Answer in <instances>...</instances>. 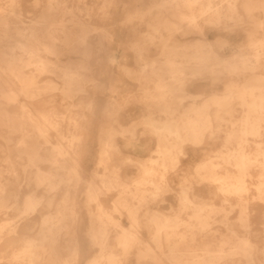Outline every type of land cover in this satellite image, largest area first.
<instances>
[{
    "label": "bare ground",
    "instance_id": "1",
    "mask_svg": "<svg viewBox=\"0 0 264 264\" xmlns=\"http://www.w3.org/2000/svg\"><path fill=\"white\" fill-rule=\"evenodd\" d=\"M64 1L46 0V6L41 11L42 14L40 12V16L37 15L38 18L34 19L35 21H31L28 26L24 23L20 0H7L4 1L8 3L6 6L0 5V95L5 98L3 101L10 103L13 100H17L16 96L19 94L36 97L54 89H61L64 93H69L72 84L78 85L82 83V75L79 71L60 64L62 61L61 55L78 45L87 44V31L92 22L82 18V16L74 19L72 24H64L61 28H54L55 31L63 32V43L58 44L55 40L57 37L55 35L56 32H52L50 25L53 23L52 14L67 11V8L62 6ZM215 1L161 0L160 2L172 16L174 32L187 35L188 39L182 41L169 35L161 34L159 36L162 54L165 56L163 61L166 64V69H164L163 73H158L154 90L147 86L145 87L147 98L153 100L160 112L166 115V118L162 120L150 117L144 121V124L149 126L150 130L158 136L159 146L164 147L163 150L158 149L159 153H162L159 156V161L154 160L151 165L141 161L142 175L135 179L132 186L121 180L122 169L120 170L118 166H112V179L101 178V182H104L108 189L113 186H122L123 190H131L133 195H135L132 200H136L131 201L126 197L116 202L114 207L116 211L121 210L119 206L126 209L127 216L131 220L130 227L127 228L123 227L119 218L110 214L99 203L98 211L92 220L93 232L98 241L97 245L100 247V256L104 257L108 264H121V259L117 257V254L108 244L111 229L115 226L122 229L116 238H118V243L124 253L132 254L137 250L138 264H145L146 262L163 264L161 258L155 256L154 249L150 245L140 247V244L144 243V241L140 237L141 234H139L142 218L138 210L147 202L149 195L155 194L156 191L154 190L157 188L155 175L158 172H161L159 175L162 178L161 181L168 182L166 172L169 164L175 165L180 161L181 155L185 154L184 145L186 143L199 145L205 141L207 135L214 138L216 128L218 130L226 122L233 126V130L226 134L224 139L227 150L215 155L220 157V160H215V156H210V159L200 163L196 168V173L200 175V181L208 180L214 182L225 195L233 193L247 194L251 190L248 179L251 175V167L258 166L262 171L254 184L259 192L257 198L262 202L264 201V146L260 140L257 141L264 135L262 129L264 127V72H259L264 69V39L256 40L251 34L248 44L236 43V38L233 39L225 32L232 25L241 24L239 23V20H241L239 0ZM206 2L208 3L206 4ZM36 3L38 4L39 1H36ZM199 4L201 6L197 7ZM247 8L251 9L250 7ZM258 8L264 11V0H259L254 10ZM249 9L247 10L249 11ZM80 12H82V9ZM148 25L152 26L154 30L159 28L150 22ZM256 26L264 28V21L259 20L256 22ZM100 28L102 32H108L105 26ZM244 30L248 32L249 29L246 27ZM194 34L197 37L192 36ZM156 37L150 34L148 39L154 43ZM219 43L232 47H243L244 45L249 47L250 51L247 53L236 51L232 54L224 55L215 48V44ZM59 45L64 47V51L57 49ZM17 49H20L21 53H18ZM45 53L55 54L56 59L47 58L48 55L46 56ZM139 55L141 60H145L146 57L142 52ZM158 60L160 59L153 58L152 66H155L154 64ZM3 61L6 62L5 66ZM30 65L34 66V70L29 73L26 71L28 69L26 67ZM145 69H147L146 66H144L143 70ZM60 71H63V73ZM153 71H156V67ZM46 72L58 74L60 78L62 77L65 80L64 83L68 85L60 87L54 82L40 84L39 77ZM245 73H249V75L244 80L225 81L224 90L218 89L219 83L223 81V75L227 74L234 77L242 76ZM12 76H16L18 79L13 80ZM203 80L210 83L211 90L209 93L204 91L192 92L190 90L193 83ZM185 96L194 97V102L181 112L180 106ZM197 96H204V101L198 103L197 99H195ZM3 101L0 100V104H3ZM20 105L22 110L21 117L25 120L20 126L22 129H26L25 138L21 140L20 144L23 147L20 155L25 154L27 162L37 166V171L33 178L35 189L26 192L23 196L20 217H26L24 224L20 225L19 221L21 218L16 221L6 219L0 222V264H4L2 260L5 258L11 264H42L41 259L45 256V252L51 253L49 264H69L67 259L65 262H61L60 258L57 259L56 255L60 251L57 248L55 250L52 244L57 242L61 231L73 233L71 229L74 230L75 222L79 216L73 204H67L65 206L66 210L62 209L63 207L58 204V210L55 214L41 215V229L38 230V237L34 238V240L28 239L25 235L27 229H30L33 225L32 216L30 215L37 212L42 205L52 204L49 199L46 200V196L51 192H56L63 182L68 189H71L72 180H75L77 184L81 179H84L79 160L80 153L77 149V141H79L81 135L72 133L68 138L67 144L63 142L54 143L51 139L52 130L59 132L58 134L61 138L65 137L60 131L62 122L53 115L41 110L35 111V113L27 102H22ZM236 105L241 108V111L239 112V118L234 119ZM212 107L216 108V110H213ZM9 109V106L7 108L0 106V111L9 117V119L3 120L2 124L10 128V131H13L18 126L13 123ZM75 125L78 126V123L76 122ZM235 127L238 128L236 129ZM135 130V127H132L121 131V133L123 135L129 133L132 138H135ZM113 139L112 135V137L109 136V138L101 141L102 148L99 164H107L111 158L109 149L110 147H116ZM252 139L258 142L255 153L250 152L247 147V142ZM233 141L237 142V146L228 147L229 143ZM49 143L52 144V151L50 155L46 156L42 151V145ZM253 154H255L256 159L253 158ZM261 157L263 160H261ZM46 160L51 161L55 169L45 172L38 167V162ZM157 162L159 167L156 165ZM229 166H235L236 170H231ZM61 171L66 176L63 177ZM94 172L99 173L97 170ZM105 174L106 172L103 176ZM4 179L0 178V212L6 214L11 210L9 208L18 203L22 189L20 182L18 186H15V182L19 179L18 176L13 181L11 177ZM163 184L161 186H167V184ZM190 187L191 185L187 182L182 183L181 207H186L190 203L195 204L196 212L193 217L200 224V227L211 229L208 220L210 215L208 212L203 211H205L206 206L215 205L205 203L199 199L201 198L200 195L191 197L188 192ZM40 189H42L43 193H38ZM98 189L100 187H97L93 181L88 182L87 190L92 200H98L96 191ZM149 190L151 192H148ZM55 194L52 197H56ZM240 200L242 209L240 220L248 232L252 225L250 224V201L245 196H242ZM232 209H226L227 217ZM120 212L122 213V211ZM147 219L148 222H154L159 225L158 231L153 233L154 240L159 244L160 236L163 232L160 229L161 226L163 227L167 224V221L171 222L173 220L168 219L167 216L161 218V214L156 211L149 214ZM162 220H166V223L162 222ZM179 224L174 225L178 227ZM21 226L27 229L22 232ZM248 233L250 234V231ZM249 234L244 238V246L240 250L236 245H231L227 253L242 252L251 261L250 253L254 242ZM237 235L238 232L235 229H231V233L228 234L227 244H233L234 242L230 239L232 236ZM198 243L196 240H192L190 250L194 254L192 258L187 259V264H219L220 260L224 259L222 255H224L225 250H213L210 247V241L203 248L205 253L199 255L196 253L200 248ZM170 248L171 250L173 249V247ZM77 250L76 246L72 251L77 254ZM97 261V259H92L87 264H95Z\"/></svg>",
    "mask_w": 264,
    "mask_h": 264
},
{
    "label": "rangeland",
    "instance_id": "2",
    "mask_svg": "<svg viewBox=\"0 0 264 264\" xmlns=\"http://www.w3.org/2000/svg\"><path fill=\"white\" fill-rule=\"evenodd\" d=\"M4 1L7 0H0L1 6L8 4ZM36 1H39V3L37 4ZM45 1L20 0L25 25L28 26L31 21H35L34 19L40 16L39 13L46 6ZM218 1L216 0L215 2ZM258 1L239 0V15L241 19L239 23L241 24L232 25L225 32L233 39L236 38V43L248 44L251 34L256 40L264 39V28L256 26V22L259 20L264 21V11L261 8L254 10V7L258 5ZM160 2L161 0H65L62 6L66 7L67 11L52 14L53 23L50 25L52 32H56L55 35L57 37L55 40L58 44L63 43V32L55 31L54 28H61L64 24H72L74 19L82 16V18L92 22L87 31V44L78 45L61 55L62 61L60 64L79 71L82 75V83L78 85L72 84L69 93H64L61 89H54L36 97L19 94L16 96L17 100H13L10 103L3 101L5 98L0 95V100L4 102L0 106L6 108L9 106L10 117L13 119V123L18 126L16 130L10 131V128L2 124V121L9 119V117L0 111V178L11 177L13 181L18 176L19 179L15 182V186H18L20 182L22 189L18 203L9 208L11 210L8 213L3 214L0 212V222L6 219L11 221L19 220L21 218L20 209L24 194L35 189L33 178L37 171V166L29 164L25 154L20 155V152L23 151V147L20 144L21 140L25 138L26 131L20 126L25 121L21 117L20 103L27 102L31 105L34 112L41 110L53 115L62 122L60 131L65 137L61 138L58 134L59 132L52 130L51 139L54 143L63 142L67 144L68 138L72 133L81 135V138L77 141V149L80 153L79 160L84 179H81L77 184L75 180H72L71 189H68L63 182L56 192H51L46 196V200L49 199L52 204H44L37 212L30 215L33 223L31 228L27 229L21 226L22 232L27 229L25 236L34 240V238L38 237V230L41 229V215L55 214L58 210V204L64 210L67 209L65 208L67 204H73L77 213L79 211L74 230L71 229L73 233L61 231L57 242L52 244L55 250L56 248L59 249L58 251L60 252L56 256L58 257L57 259H61V262H65L67 259L69 264H87L91 258L95 257L94 259L98 260L95 264H108L106 259L100 256V247L93 243V241L96 243L98 241L93 232L92 217L97 213L99 203H101L106 211L121 220L123 227L130 226L131 220L127 216L126 209L119 206L122 214L119 210L116 211L114 207L116 202L126 197L131 201L136 200H132L135 195H133L131 190L124 189V191L122 186H113L108 189L105 183L101 182V178L112 179V166H118L120 170L122 169L121 180L132 186L135 179L142 175L141 161L150 165L154 160L159 161V156L162 153H159L158 149H164V147L159 146L158 136L150 130L149 126L144 124V121L150 117L162 120L166 118V115L160 112L153 100L147 98L145 87L147 86L154 90L158 73H163L164 69H166V64L163 61L165 56L162 54L159 36L161 34L169 35L182 41L188 39V36L182 35L180 32H174L172 16ZM200 6L201 4L197 5V7ZM81 9L82 12H80ZM129 15L130 17H128ZM149 22L159 28L154 30L152 26L148 25ZM104 26L108 32H102L100 27L104 28ZM246 27L249 29L248 32L244 30ZM150 34L157 36L154 43L148 39ZM192 36L197 37L195 34ZM58 48L64 51V47L59 45L57 46ZM215 48L224 55L232 54L236 51L246 53L250 51L249 47L244 45L243 47H232L219 43L215 44ZM17 51L21 53L20 49H17ZM225 51L226 53H224ZM140 52L146 57L145 60H141ZM45 55H48L47 58L51 60L56 59L55 54L45 53ZM153 58L160 59L154 64L155 66H152ZM3 65L5 66L6 62L3 61ZM144 66L147 69L143 70ZM153 67H156V71H153ZM26 68H28L26 71L29 73L34 70L33 65ZM60 72L63 73V71ZM259 72H264V69ZM248 75L249 73H245L242 76L232 77L225 74L222 77V83L218 85V89L224 90L225 81H242ZM12 78L13 80L18 79L16 76H12ZM39 80L40 84L54 82L60 87L68 85L64 83L65 80L62 77L60 78L58 74H53L52 72L42 73ZM190 90L192 92L204 91L209 93L211 87L208 81L203 80L193 83ZM204 96H197L195 99H197L198 103H202L205 99ZM193 102L194 97L185 96L180 106V111L183 112ZM212 108L216 110V108ZM240 111L241 108L236 105L234 119L239 118ZM76 122L78 126L75 125ZM132 127L136 129L135 138H132L129 133L126 135L121 133V131ZM235 128L237 129L238 127ZM262 129L264 132V127ZM231 130H233V126L226 122L218 130L216 128L214 138L207 135V139L205 138V141L202 142L203 144L193 145L186 143L184 145L185 154L181 155L180 161L175 165L169 164L166 172L168 182L161 181L162 178L159 177L161 172L155 175L157 188L154 191L156 192L152 196L149 195L147 202L138 210L142 218L139 234H141L140 237L144 241V243L140 244V247L150 245L154 249L155 256L163 259L164 264H187V259L192 258L194 254L190 250L192 240L199 242L200 248L196 252L199 255L205 253L203 248L208 245L209 241L213 250H225L224 255H222L224 259H221L222 261L220 260L219 264H264V201L262 202L257 198L259 192L254 184L261 174V168L258 166L251 167V175L248 178L251 190L247 194L233 193L225 195L214 182L208 180L200 181V175L196 173V168L200 163L214 157L221 151L227 150L224 139ZM112 135L117 148L110 147L111 158L107 164H99L102 148L101 141L109 138V136L112 137ZM259 140L264 146V135L257 141ZM257 141L252 139L247 142L250 152L255 153ZM235 146H237L235 141L228 145V147ZM42 151L46 156L50 155L52 144H43ZM253 158L256 159L255 154H253ZM220 159V157L215 158V160ZM37 165L45 172L55 169L49 160L40 161ZM156 165L159 167L158 162ZM229 168L233 171L236 170L235 166H229ZM96 170L99 173L94 172ZM105 172L106 174L103 176ZM61 173L63 177L66 176L62 171ZM89 181H93L97 187H100V189L96 190L97 201L89 197L90 194L87 190ZM183 182L191 185L188 190L191 197L200 195L201 198L199 199L205 203L215 205L206 206L205 211H203L208 212L210 215L208 220L211 229H203L193 217L196 212L195 204L190 203L186 207H181L182 200L180 198L183 194ZM162 184H167V186L163 187L161 186ZM40 192L43 193L42 189L38 191V193ZM148 192L151 191L149 190ZM54 194L56 197H52ZM242 196L247 197L250 201V224H252L249 229L250 234L240 220L242 211L240 199ZM226 209H232L228 217ZM90 210H92L91 213ZM154 211L160 213L161 218L167 216L168 219L173 220H170L171 222L167 221L165 226H161L160 229L163 232L161 233L159 244L153 237V233L158 231L159 225L154 222L150 223L147 219L149 214ZM25 220L26 217L21 218L19 221L20 225L24 224ZM177 220H180V224ZM162 222L166 223V220H162ZM174 224H179V226L175 227ZM228 227L230 228L228 229ZM231 229H235L238 235L231 237L230 240L234 242L233 244H227L228 234L231 233ZM121 230V228L116 226L111 229L110 236L108 237L107 235L108 244L117 254V257L121 259V264H138L137 250L132 254L122 251L118 243L119 240L116 238ZM247 234L251 236V240L254 242L250 253L252 260L249 261L242 252L228 254L227 250L230 249L231 245H236L239 250L244 246L243 240L248 236ZM76 246L78 249L77 254L72 251ZM170 247H173V249L171 250ZM44 255L43 259H41L42 264H49L51 253L45 252ZM2 261L4 264H11L7 258ZM145 264H152V262H146Z\"/></svg>",
    "mask_w": 264,
    "mask_h": 264
},
{
    "label": "crops",
    "instance_id": "3",
    "mask_svg": "<svg viewBox=\"0 0 264 264\" xmlns=\"http://www.w3.org/2000/svg\"><path fill=\"white\" fill-rule=\"evenodd\" d=\"M91 212H92V210H90V213H91ZM78 213H79V211H78ZM93 217H94V216H93ZM93 217H92V219H93ZM125 227L127 228V227H130V226H125ZM88 233H89V232H88ZM93 243L97 245L96 242L93 241ZM81 247H82V246H81ZM94 258H95V257L91 258L90 260H92V259H94ZM90 260H89V261H90ZM161 260H163V259H161ZM162 263H163V261H162ZM163 264H164V263H163Z\"/></svg>",
    "mask_w": 264,
    "mask_h": 264
}]
</instances>
